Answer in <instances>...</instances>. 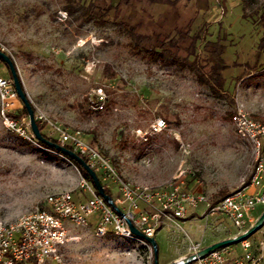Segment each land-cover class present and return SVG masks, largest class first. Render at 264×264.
Returning <instances> with one entry per match:
<instances>
[{"label":"rangeland","instance_id":"rangeland-1","mask_svg":"<svg viewBox=\"0 0 264 264\" xmlns=\"http://www.w3.org/2000/svg\"><path fill=\"white\" fill-rule=\"evenodd\" d=\"M106 2L117 7L101 22L87 20L80 12L69 15L63 9L66 0H0V51L12 56L42 131L56 138L50 122L79 130L130 183L156 187L181 174L190 190L204 193L210 201L220 189L230 193L246 185L255 155L236 135L229 113L239 107L264 124V61L256 70L250 67L264 30L258 21L264 2L253 17L243 16L241 0ZM119 20L136 24L142 33L178 37L207 29V39L220 37L228 63L224 87L233 104L199 83L187 68L133 52L116 24ZM104 64L111 66L115 77L104 71ZM0 76L10 79L2 61ZM98 86L104 88L106 98L103 108L95 110L89 97ZM20 105L18 97L15 107ZM156 117L164 118L167 128L144 140L140 133ZM20 119L26 136L8 130L0 118L3 222L41 206L49 193L70 190L77 198L87 196L77 189L76 166L40 146L28 116ZM95 172L114 194L111 178ZM263 212L262 206L256 208L248 228ZM68 227L69 239L59 257L35 264H154L150 243L114 235L97 237L93 225ZM234 235L236 229L227 217L208 214L205 204H199L186 218H162L154 236L157 262L168 264L187 256L191 243L203 248ZM247 239L252 252L264 256V221ZM228 246L232 254L244 252L240 242Z\"/></svg>","mask_w":264,"mask_h":264},{"label":"built area","instance_id":"built-area-1","mask_svg":"<svg viewBox=\"0 0 264 264\" xmlns=\"http://www.w3.org/2000/svg\"><path fill=\"white\" fill-rule=\"evenodd\" d=\"M105 98L104 88L96 87L93 96L89 97L90 107L102 109ZM17 100L12 81L0 76V118L3 125L13 133L26 136L21 119L10 114L16 108ZM230 120L236 135L252 147L255 162L249 182L214 203L204 193L190 190L181 174L156 187L130 183L116 173L95 146L84 140L79 130L50 122L51 133L58 142L86 157L93 170H100L104 176L110 177L115 193L110 196L111 203L106 201L93 183L80 174L77 189L87 195L85 199L75 197L70 190L49 193L41 206L14 221H0V264L41 262L50 257L57 259L60 249L69 239L70 224L79 227L93 225V233L97 237L114 235L147 242L131 232L129 222L145 236L154 237L162 218H186L190 209L199 204H205L208 214L227 217L236 229V235L245 231L254 221L256 208L262 206L264 209V124L239 107L231 114ZM166 128V120L156 117L140 136L147 140L149 135ZM248 187L254 190L248 191ZM240 244L244 251L240 255L232 254L230 247L224 246L187 264H264V256L252 252L247 238ZM201 248L199 243H191L187 256ZM184 257L175 262L182 264Z\"/></svg>","mask_w":264,"mask_h":264},{"label":"trees","instance_id":"trees-1","mask_svg":"<svg viewBox=\"0 0 264 264\" xmlns=\"http://www.w3.org/2000/svg\"><path fill=\"white\" fill-rule=\"evenodd\" d=\"M149 1L155 2L158 0ZM165 1L171 3L173 0ZM241 1L243 3L242 9L244 17H248L249 15L253 17V15H256L264 2H261L259 0ZM116 7L117 5L111 2H106V0H66L63 9L69 15H72L74 12H80V14L84 15L87 20L94 18L101 22H105L109 13ZM259 15L260 16L258 21L264 26V10ZM116 24L124 31V33L129 38L128 44L133 52L143 53L156 59H168L171 63L177 64L183 68H187L195 75L199 83L208 86L218 96L229 98L230 103L233 104V96L230 95V93L224 87L225 78L223 76V71L228 67V63L226 62L224 57L225 45L221 43L220 37H217L215 40L207 39V29H198L194 33L186 31L183 34H180L178 37H172L160 32L142 33L138 31V26L136 24L129 23L125 20L116 21ZM201 31L203 32V34L201 33ZM200 44L202 45L200 46ZM4 53L12 58L9 53ZM0 61H2L6 66L8 76L12 80L11 71L8 64L1 58ZM261 61H264V30L261 36L258 38L256 50L254 53V62L250 67L254 70L258 69L262 65ZM104 71L106 73H109L108 75L111 77L116 76V73L111 69V66L109 64H104ZM243 75L244 74H241L236 78L239 80ZM20 85L22 87V90L24 91L21 82ZM20 104L21 105L19 107L13 109L10 113L11 116L19 119L21 117L28 116V110L21 100ZM31 107L34 110L32 105ZM230 115L231 113H229V117ZM35 122L41 135L46 140H48L52 144L63 146L66 149L71 150V147H69L68 145H62L56 138L44 133L42 131V125L37 119L35 120ZM35 141L40 146L65 156L76 166L83 177L92 182V179L85 168L72 158L68 157L66 154L57 150L55 145H49L37 139H35ZM77 155H79L87 163L86 157L81 154ZM98 178L103 185L104 192L109 196H113L111 190L101 181L99 176ZM227 194H229V192L226 188L220 189L214 194L211 202L214 203ZM35 263V261H29L27 263L16 264Z\"/></svg>","mask_w":264,"mask_h":264},{"label":"water","instance_id":"water-1","mask_svg":"<svg viewBox=\"0 0 264 264\" xmlns=\"http://www.w3.org/2000/svg\"><path fill=\"white\" fill-rule=\"evenodd\" d=\"M0 58L3 59L9 66L10 71H11V77H12V82L15 88V91L17 92L18 97L20 98V100L24 103V105L26 106L27 110H28V118H29V124L32 130V133L34 135V137L39 140L42 141L44 143H47L49 145H55L56 149L61 151L62 153L66 154L68 157L72 158L73 160H75L76 162H78L80 165H82L85 170L89 173L92 182L94 184V186L96 187L98 193L108 202L111 203V197L109 195H107L104 192L103 189V185L100 182L96 172L89 167V165L79 156L77 155L75 152L66 149L63 146H59L56 144H52L51 142H49L48 140H46L40 133L38 126L35 122V117H34V111L29 103V100L26 96V94L24 93V91L22 90V87L20 85V80L18 77V73L16 70V67L14 65L13 60L7 55L5 54L3 51H0ZM264 221V212L260 215V217L256 220V222L254 224H252L249 228H247L245 231L234 235L232 237H227L218 241H215L203 248H201L197 253H193L190 254L186 257H184V261L182 264H187L188 262L198 258V257H202L205 254H207L208 252L216 249V248H220V247H224V246H228L234 243H238L246 238H248ZM129 227L130 230L133 234L145 239L148 243H150L154 249V264H158L157 262V245H156V241L154 239V237H147L145 236L143 233H141L138 229H136L130 222H129ZM168 264H177L175 261L170 262Z\"/></svg>","mask_w":264,"mask_h":264},{"label":"crops","instance_id":"crops-1","mask_svg":"<svg viewBox=\"0 0 264 264\" xmlns=\"http://www.w3.org/2000/svg\"><path fill=\"white\" fill-rule=\"evenodd\" d=\"M247 190H248V191H253L254 188H252V187H248ZM220 239H221V238H217V239H215L214 241H218V240H220ZM181 257H184V256H181ZM181 257H180V258H181Z\"/></svg>","mask_w":264,"mask_h":264}]
</instances>
